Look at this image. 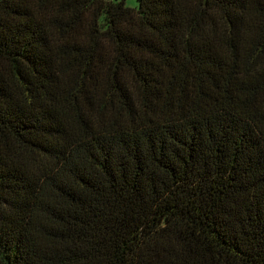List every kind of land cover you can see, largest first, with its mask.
Wrapping results in <instances>:
<instances>
[{
    "label": "trees",
    "instance_id": "trees-1",
    "mask_svg": "<svg viewBox=\"0 0 264 264\" xmlns=\"http://www.w3.org/2000/svg\"><path fill=\"white\" fill-rule=\"evenodd\" d=\"M0 0V264H264V0Z\"/></svg>",
    "mask_w": 264,
    "mask_h": 264
},
{
    "label": "rangeland",
    "instance_id": "rangeland-1",
    "mask_svg": "<svg viewBox=\"0 0 264 264\" xmlns=\"http://www.w3.org/2000/svg\"><path fill=\"white\" fill-rule=\"evenodd\" d=\"M114 1H122V0H114ZM125 6L131 9H136L138 6L137 0H124Z\"/></svg>",
    "mask_w": 264,
    "mask_h": 264
}]
</instances>
